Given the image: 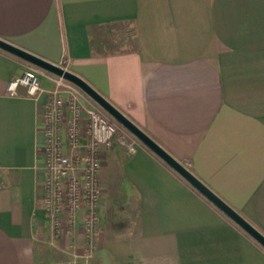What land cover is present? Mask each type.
<instances>
[{"label": "crops", "instance_id": "obj_1", "mask_svg": "<svg viewBox=\"0 0 264 264\" xmlns=\"http://www.w3.org/2000/svg\"><path fill=\"white\" fill-rule=\"evenodd\" d=\"M0 39L80 77L264 236V0H0ZM27 64L0 49V264H264L137 139L99 153V231L83 258L81 216L54 233L42 211L51 84L36 99L5 89Z\"/></svg>", "mask_w": 264, "mask_h": 264}, {"label": "built area", "instance_id": "obj_2", "mask_svg": "<svg viewBox=\"0 0 264 264\" xmlns=\"http://www.w3.org/2000/svg\"><path fill=\"white\" fill-rule=\"evenodd\" d=\"M42 78L51 84L39 117L43 136L42 211L54 233L72 227L81 216V256L88 258L99 231V153L115 145L132 152L136 138L121 131L120 125L98 105L83 108L78 102L82 91L74 84L34 65L27 64L19 76L6 83L5 89L12 95L22 87L36 99L43 92ZM180 164L187 169V163Z\"/></svg>", "mask_w": 264, "mask_h": 264}, {"label": "water", "instance_id": "obj_3", "mask_svg": "<svg viewBox=\"0 0 264 264\" xmlns=\"http://www.w3.org/2000/svg\"><path fill=\"white\" fill-rule=\"evenodd\" d=\"M0 49L6 51L28 64L34 65L46 72L59 76L70 83L74 84L90 99L94 101L102 110H104L112 119H114L120 126L133 135L139 142L145 145L150 151L158 156L164 163H166L175 173L184 179L191 187L200 193L206 200L220 210L225 216L233 221L245 233L252 237L257 243L264 248V236L261 235L254 227H252L245 219H243L237 212L217 197L209 188H207L201 181L192 175L185 167H183L177 160L165 152L159 145H157L150 137L128 120L120 111L111 105L105 98L98 94L92 87L83 81L77 75L64 69L63 67L45 61L27 51L19 49L0 39Z\"/></svg>", "mask_w": 264, "mask_h": 264}, {"label": "rangeland", "instance_id": "obj_4", "mask_svg": "<svg viewBox=\"0 0 264 264\" xmlns=\"http://www.w3.org/2000/svg\"><path fill=\"white\" fill-rule=\"evenodd\" d=\"M99 35H97V37L99 38L96 42H95V46L96 47H100V49H104V45L105 43L108 42V45L110 46V44H112V42L114 41L115 35L113 34L114 31H111L110 26L106 27V32H104V28H100L99 29ZM130 33V34H129ZM128 36L130 41V44L132 45V35H131V31L128 32ZM108 46V47H109ZM115 47V43L114 46H112V49H114ZM109 49V48H108ZM63 67V66H62ZM64 68V67H63ZM121 129H124L122 126H119ZM127 133V132H126Z\"/></svg>", "mask_w": 264, "mask_h": 264}]
</instances>
